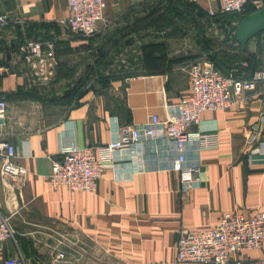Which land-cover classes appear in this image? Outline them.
I'll use <instances>...</instances> for the list:
<instances>
[{"label":"crops","instance_id":"obj_1","mask_svg":"<svg viewBox=\"0 0 264 264\" xmlns=\"http://www.w3.org/2000/svg\"><path fill=\"white\" fill-rule=\"evenodd\" d=\"M104 1L105 22L97 35L84 39L62 25L69 16L64 0H0V14L13 18L0 29V99L7 102L0 141L14 147L16 163L26 170L23 178L0 175V210L16 232V242L0 244V264L18 255L26 264H176L182 228H212L228 212H264V155H250L246 145L254 126L264 137L263 84L190 126L216 140L209 148H185L186 167H199L198 184L187 187L170 169L174 153L167 141L143 140L140 162L130 165L120 154L122 161L104 171L95 192L50 187L51 164L62 148L105 145L122 126H144L152 115L167 119L189 92L188 64L205 56L195 36L192 47H172L154 41L151 31L131 34L106 67L89 74L71 102L58 101L85 79L107 38L136 21L144 0ZM189 1L207 14L219 13V0ZM27 40L55 43L57 68L50 83L29 76L18 54ZM261 43L252 47L261 50L264 71V37ZM129 48L135 53L118 57ZM18 91L35 99L19 98ZM59 252L64 262L57 261ZM236 260L264 264V244Z\"/></svg>","mask_w":264,"mask_h":264},{"label":"built area","instance_id":"obj_2","mask_svg":"<svg viewBox=\"0 0 264 264\" xmlns=\"http://www.w3.org/2000/svg\"><path fill=\"white\" fill-rule=\"evenodd\" d=\"M64 1L69 11L68 18L62 22L64 28L84 39L97 35L100 25L105 22V1ZM219 3L220 14L232 15L239 20L249 6L254 10L259 9L264 0H219ZM209 14L214 15L212 12ZM12 20L10 15L0 14V29ZM18 54L33 80L41 84L52 81L57 68L54 42L27 40L19 45ZM238 65L239 68L248 67L245 61ZM186 73L189 92L179 99L175 112L167 119L162 121L152 115L144 126H122L115 139L105 145L83 148L71 145L62 148L61 158L51 164L48 178L50 187H66L72 192H95L104 171L122 161L120 154L126 155L130 165L140 162V145L143 140L167 141L174 153L170 169L179 174L180 182L187 187L200 183L199 167L185 165V148L189 143L198 144L200 148H209L215 145L216 140L211 136L189 131L190 126L199 121L201 114L226 111L239 95L254 91L260 84L264 85V71L257 70L249 77H244L238 67H233L228 74H224L203 57L189 63ZM6 109V100L0 99V121L4 119ZM262 123L264 124V113ZM262 137L257 126L248 131L246 145L250 155H264ZM15 156L14 147L0 141V175L25 177L26 170L16 163ZM15 234L9 218L0 210V244L8 240L15 241ZM263 244L264 212L258 211L251 215L228 212L222 214L212 228L179 230L175 261L176 264H238L236 256L244 251L258 250ZM56 259L61 262L64 254L59 252ZM2 264L25 262L18 255L4 260Z\"/></svg>","mask_w":264,"mask_h":264},{"label":"trees","instance_id":"obj_3","mask_svg":"<svg viewBox=\"0 0 264 264\" xmlns=\"http://www.w3.org/2000/svg\"><path fill=\"white\" fill-rule=\"evenodd\" d=\"M164 6L159 7L157 9H153V7H139L138 11V18L136 21L130 25H127L124 28H119L113 32L112 35H110L106 42L102 45V47L99 49V56L94 61V64L90 67H88L85 75L84 80H80L73 88H68L67 91H65L64 96L59 99L58 101L67 103L71 102L75 96H77L79 87L82 86V83L88 78L89 74H93L96 69H98L100 66L106 67L109 63V59L116 54V52L119 51V48L122 44V42L125 40V38L131 34H140L143 31H161L164 29L172 28L173 25L170 21V19H165L168 16L170 12L177 14L179 16L180 14L185 12V9L188 8L190 15H191V22L195 24L198 29V33L200 38H198V44L205 52L206 54H209L206 56V59L214 64V66L219 69L222 73L228 74L229 71L233 67H238L239 71L244 74V77H249L253 72L256 71L257 62L256 60H253L252 63L248 64V67L246 68H239V63L245 61L248 63V60L245 59H234L233 55H222L218 54L217 51H214L212 47L209 45L210 40L206 37V31L204 30V22L210 21L209 19L214 18L216 16H225V17H231L233 19H237V17L232 15H225L220 14L218 15H209L207 12L203 11L200 7H198L195 3L189 1V0H163ZM180 4L183 6L182 8L179 7ZM141 10V11H140ZM254 11L252 7H248L245 14H248L250 12ZM210 17V18H209ZM211 22V21H210ZM228 30V28H227ZM234 32L235 29L232 28L229 25V31L226 34L229 36L230 41L233 43L235 42L240 50L242 52H245L246 49H242L240 45L236 42L234 38ZM170 36V35H168ZM172 37V36H170ZM127 44H130V41H127ZM19 47V46H18ZM155 49H160L159 46H151ZM55 54H56V48H55ZM251 57H254V55H250ZM253 59V58H252ZM19 98H32L30 96L24 95L22 92L18 91V93L15 95Z\"/></svg>","mask_w":264,"mask_h":264},{"label":"rangeland","instance_id":"obj_4","mask_svg":"<svg viewBox=\"0 0 264 264\" xmlns=\"http://www.w3.org/2000/svg\"><path fill=\"white\" fill-rule=\"evenodd\" d=\"M164 5L165 4L163 0H144L138 7H153V9L155 10L159 7H163ZM179 7L182 8L183 6L180 4ZM165 17H167L165 18L166 20L170 19L173 27L171 29L168 28L161 31L149 32L148 34H150L151 37L153 36L155 38L154 41H162L161 43H163L164 41L165 43H169L170 46L172 45V47L174 46L180 47V46H184L185 44H187V46L189 47H192V45L194 44L193 43L194 36L196 40L197 38H200L198 33L199 31L196 27L197 25L196 22L194 24L190 20L191 15L188 8H186L185 12L183 11V13L180 14L179 16H177V14L175 13L170 12L169 15ZM236 23H237V19H233L231 17H225V16L224 17L216 16L212 18L211 22L210 21H207L206 23L204 22V30L206 31V37L208 40H210L209 45L212 47L214 51H217L218 54H222V55L229 54V55H233L234 59H245L246 61L248 60L247 64H250L253 62V60H256L257 62L256 71L263 70L259 66V64L260 65L262 64L261 56H260L261 50L257 49V47H255L254 49L252 45H256V46L260 45L261 40L264 37V31H262L261 33L250 39L245 48L246 51L242 52L239 46L235 42L232 43L229 39V36L226 35L229 31V25L232 28L236 29L237 26ZM258 41L259 44L257 45ZM260 46L262 47V45ZM251 47L252 50L254 49L255 51L254 54H251L250 52ZM133 53H135V50L129 48L125 50V52L120 53L118 57L123 56L127 58ZM208 55L209 54L205 53V56L203 55L202 56L206 58V56ZM250 55H254V57H251ZM63 254H64V259L61 262H64L66 258L65 253Z\"/></svg>","mask_w":264,"mask_h":264},{"label":"water","instance_id":"obj_5","mask_svg":"<svg viewBox=\"0 0 264 264\" xmlns=\"http://www.w3.org/2000/svg\"><path fill=\"white\" fill-rule=\"evenodd\" d=\"M264 31V3L261 8L242 16L237 23L234 38L242 49L250 39Z\"/></svg>","mask_w":264,"mask_h":264}]
</instances>
